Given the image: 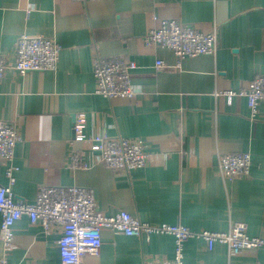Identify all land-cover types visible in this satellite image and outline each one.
Returning a JSON list of instances; mask_svg holds the SVG:
<instances>
[{"label":"crops","instance_id":"crops-1","mask_svg":"<svg viewBox=\"0 0 264 264\" xmlns=\"http://www.w3.org/2000/svg\"><path fill=\"white\" fill-rule=\"evenodd\" d=\"M170 19L217 30L216 56L188 57L176 67L172 51L147 47L143 37ZM24 34L54 39L60 54L56 71L11 69L0 84V121L15 123L19 133L12 162L18 199L33 203L47 185L87 187L108 216L126 211L194 232L242 223L264 240V103L253 116L245 96L227 100L264 75V0H0V55L13 62ZM97 56L137 63L134 99L95 93ZM157 60L168 68L157 71ZM79 115L86 138L143 140L148 165L106 168L98 152L75 140ZM243 153L252 158L250 175L224 180L219 156ZM74 154L85 167L70 166ZM6 170L0 162V187L9 184ZM13 230L9 264H61L59 227L47 233L24 216ZM102 241L99 254L82 264H165L175 255L170 235L146 241L104 230ZM184 264H264V246L230 257L225 245L208 250L193 238L184 245Z\"/></svg>","mask_w":264,"mask_h":264},{"label":"built area","instance_id":"built-area-1","mask_svg":"<svg viewBox=\"0 0 264 264\" xmlns=\"http://www.w3.org/2000/svg\"><path fill=\"white\" fill-rule=\"evenodd\" d=\"M143 42L147 47L172 51L177 60L176 67H180L185 58L216 56L219 50L217 30L205 33L175 19L162 20L159 28L151 29L143 37ZM59 54L60 46L54 39L28 34L20 36L13 62L0 55V84L7 71L11 69L22 75L28 72L56 71ZM137 68V63L125 56L111 59L95 57L93 61L95 93L108 100L134 99L137 92L132 83V76ZM155 68L160 71L168 66L162 60H157ZM235 96H245L251 113L255 116L260 104L264 103V75L257 77L247 91L229 92L227 100L230 102ZM84 124V116H77L73 129L75 140L86 143L87 148L98 152L99 161L106 168L129 172L148 165L149 156L143 140L105 135L86 138ZM18 142L19 133L16 124L0 121V162L7 166L6 176L9 181L8 185L0 187L2 218L0 264H9V256L15 248L13 229L24 216L29 218L32 225H40L47 233H51L53 228H60L58 248L61 264H82L84 256L98 255L103 245L104 230L146 241H149L153 235L173 236L175 255L165 264H184V245L193 238L203 239L208 250H213L216 244L225 245L230 257L239 256L245 251L258 250L264 246V240L249 236L245 224L242 223L232 224L225 232H194L184 225L149 224L126 211L108 216L98 210L94 191L87 187L47 185L40 188L35 202L20 200L12 190L15 183L14 172L17 170L12 162ZM70 166H84L80 161V155L71 156ZM251 169L252 158L248 153L219 156L218 170L224 180L247 177ZM145 264L152 263L145 262Z\"/></svg>","mask_w":264,"mask_h":264}]
</instances>
